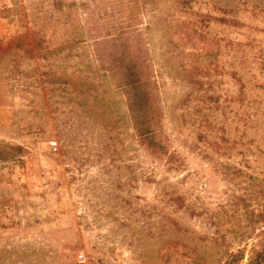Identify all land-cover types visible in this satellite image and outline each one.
Wrapping results in <instances>:
<instances>
[{"label": "rangeland", "instance_id": "rangeland-1", "mask_svg": "<svg viewBox=\"0 0 264 264\" xmlns=\"http://www.w3.org/2000/svg\"><path fill=\"white\" fill-rule=\"evenodd\" d=\"M22 6L0 0V264L247 263L264 240V0H142L159 157L108 51L59 46Z\"/></svg>", "mask_w": 264, "mask_h": 264}, {"label": "trees", "instance_id": "trees-1", "mask_svg": "<svg viewBox=\"0 0 264 264\" xmlns=\"http://www.w3.org/2000/svg\"><path fill=\"white\" fill-rule=\"evenodd\" d=\"M141 4L142 0H23L19 8L24 10L33 29L51 30L63 48L89 41L96 52L108 51L107 71L118 76L116 86L125 96L135 135L153 156L159 157L166 149L158 122L156 95L146 67L131 42L141 26ZM82 14L86 17L84 23ZM243 259L242 251L225 253L217 264H241ZM245 264H264V240L253 248Z\"/></svg>", "mask_w": 264, "mask_h": 264}]
</instances>
